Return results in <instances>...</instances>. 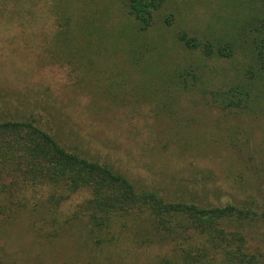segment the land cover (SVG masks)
Segmentation results:
<instances>
[{
  "label": "trees",
  "instance_id": "1",
  "mask_svg": "<svg viewBox=\"0 0 264 264\" xmlns=\"http://www.w3.org/2000/svg\"><path fill=\"white\" fill-rule=\"evenodd\" d=\"M201 1L217 15L201 31L172 27L177 4L179 11L156 15L169 0H121L123 19L108 26L107 4L94 10L86 0H0V26L9 21L29 29L43 16L59 50L103 49L104 58L116 54L169 99L193 93L226 119L258 118L264 113V0ZM86 151L62 143L30 113L0 116V219L27 215L30 234L45 242L81 223L89 264L99 258L98 264H110L105 249L122 242L152 250L134 264H264V203L250 180L233 192L240 197L225 202L168 196ZM0 264H16L1 242Z\"/></svg>",
  "mask_w": 264,
  "mask_h": 264
},
{
  "label": "rangeland",
  "instance_id": "2",
  "mask_svg": "<svg viewBox=\"0 0 264 264\" xmlns=\"http://www.w3.org/2000/svg\"><path fill=\"white\" fill-rule=\"evenodd\" d=\"M86 2L97 10L107 4L104 26L123 19L121 0ZM172 4L181 6L172 27L201 31L207 22L217 23L216 7L201 0H169L156 15L179 11ZM37 22L29 29L9 21L0 26V116L30 113L62 143L98 155L163 195L225 202L240 197L233 192L248 179L264 203V113L236 122L202 107L193 93L169 99L116 54L55 48L51 20ZM27 223L25 214L0 219V242L16 264H89L81 223L66 225L50 242L33 237ZM151 252L122 242L104 254L110 264H134Z\"/></svg>",
  "mask_w": 264,
  "mask_h": 264
}]
</instances>
